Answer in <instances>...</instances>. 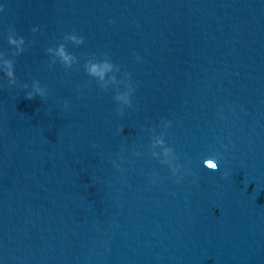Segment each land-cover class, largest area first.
Segmentation results:
<instances>
[{"label": "water", "instance_id": "1", "mask_svg": "<svg viewBox=\"0 0 264 264\" xmlns=\"http://www.w3.org/2000/svg\"><path fill=\"white\" fill-rule=\"evenodd\" d=\"M3 4L0 52L11 27L27 43L17 86L0 75V264H264V0ZM91 58L131 74L122 117ZM162 120L180 183L151 156Z\"/></svg>", "mask_w": 264, "mask_h": 264}, {"label": "clouds", "instance_id": "2", "mask_svg": "<svg viewBox=\"0 0 264 264\" xmlns=\"http://www.w3.org/2000/svg\"><path fill=\"white\" fill-rule=\"evenodd\" d=\"M5 5L3 0H0V13L4 11ZM112 21H109L111 23ZM38 27L32 29L33 33L39 32ZM67 41L71 42L74 45L80 46L84 44V39L78 37L77 35H69L65 38ZM7 43L13 49L11 56L13 58H8L3 52H0V75L7 79L10 86H17V78L15 74V60L14 57L19 56L24 53L26 47V40L24 37H17L15 28L11 27L7 36ZM48 54L52 57V63L55 64L59 61L65 68L70 69L73 65L77 64V58L70 54L66 50L65 44H60L57 47L48 48ZM136 62H142V57L137 55L135 57ZM84 70L92 79L97 81L100 87L104 90H108L112 85H122L123 91H117L114 99L118 104L116 112L119 116L124 115V110L131 108L133 106V95L135 92V86L132 83V76L130 73H125L122 79H118V74L121 73V68L119 65L111 62L108 58L102 60L91 58L84 65ZM23 89L27 90L28 85H20ZM48 95L47 91L44 88H41L38 82L32 84V90L27 92V99L31 100L36 96L45 98ZM65 109L68 108V104L64 105ZM161 131L157 134V128L153 127L147 129L146 131L150 135V151L151 156L158 160L162 165H167L170 169L172 176L175 177L176 182L180 183L185 172L183 166L178 163L179 156L173 146H170L166 142L167 130L172 127V121L162 120L158 126ZM137 157L143 155L142 152L137 151L135 153ZM209 157L216 161V167L210 170H219L220 162L222 156L218 152H212L209 154ZM119 167V165H116ZM225 176L228 175L227 172L224 173ZM155 182V180H153Z\"/></svg>", "mask_w": 264, "mask_h": 264}]
</instances>
